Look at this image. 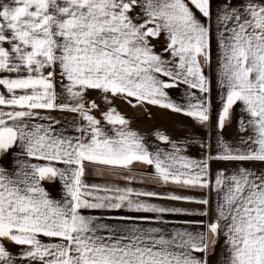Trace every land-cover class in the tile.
<instances>
[{"label": "snow or ice", "instance_id": "snow-or-ice-1", "mask_svg": "<svg viewBox=\"0 0 264 264\" xmlns=\"http://www.w3.org/2000/svg\"><path fill=\"white\" fill-rule=\"evenodd\" d=\"M214 76L216 127L232 124L240 102V140L200 161L159 131L171 150H150L113 105H154L207 126ZM181 85L187 104L167 92ZM0 86V264H264V169L211 173L213 161L264 165V0H0ZM90 91L103 107L86 99ZM53 112L71 114L75 134ZM135 164L153 170L141 179L215 192L214 207L207 197H161L211 211L210 222H197L205 231L116 233L87 215L125 205L187 214L140 200L156 192L84 182L88 165ZM57 181L59 200L45 186Z\"/></svg>", "mask_w": 264, "mask_h": 264}, {"label": "crops", "instance_id": "crops-1", "mask_svg": "<svg viewBox=\"0 0 264 264\" xmlns=\"http://www.w3.org/2000/svg\"><path fill=\"white\" fill-rule=\"evenodd\" d=\"M193 10L195 11V9ZM153 43L157 44V51H159V42L153 41ZM1 90H4L3 87ZM187 91L188 89L184 85H181L180 88L167 90L171 100L178 104L188 103V97L186 95ZM220 94L221 90L214 76L212 80L211 93L213 108L212 120L207 126L200 125L193 118L186 115L175 113L171 110L163 109L154 105L145 104L143 107L132 108L121 99H115L113 101V105L131 120V129L138 132L145 138V142L150 150H171L170 145H165L156 137L155 132L159 131L162 134L170 136L173 141H176L178 144L184 146L182 155L191 160L200 161L209 154H215L218 150L219 143H227L229 145L239 144L240 136L238 134L236 118L240 112V102H237L233 108L232 124L230 126H226L225 129L220 132L216 127V114L221 106L218 99ZM197 95L200 94L197 93ZM86 99L96 100L97 103L102 105V107L104 106L101 94L97 91H90ZM94 114L99 118V111H94ZM52 115H54L56 119L61 121V124L65 125L69 129V134H75L74 130L79 125L77 121L73 120L71 114L53 112ZM104 130L108 132L109 135L113 134L111 127L108 125H105ZM208 145H211L210 149L208 148ZM238 167L264 169V165L261 164L213 161L211 162V173L214 178L215 174L221 169L231 173ZM152 171L151 167L140 164L133 165L131 172L88 165L85 169L84 182L89 185L107 187L115 186L119 188L131 187L138 191L156 192L159 196L140 197V200L146 204L155 205L160 208L184 209L187 211V214L137 211L127 207V205L116 209L104 208L87 210L86 214L99 217L100 222L107 224L109 228L114 230L116 233L126 232L132 228H140L145 231L160 229L162 234L165 236H168L176 231L186 230L193 233L197 231H205L204 227L197 222H210L212 219L211 211L209 212L208 217H204L196 214L204 210V206L201 204L184 200L177 201L164 199L161 197H164L169 193L179 196L192 197L195 200L207 197L210 200V206L214 207L216 193H210L200 189H184L177 185H163L151 180L141 179L142 177L151 174ZM132 175H135L137 179L131 182L125 179V177H130ZM45 186L53 199L59 200L62 198L63 192L58 181L55 183L45 182ZM100 195H104V193L101 192ZM45 242H47L46 238ZM222 246L223 239L220 240L217 247V252L220 254L221 259L223 257V253L221 251ZM7 247L13 253L17 252V248L12 244H8Z\"/></svg>", "mask_w": 264, "mask_h": 264}, {"label": "rangeland", "instance_id": "rangeland-1", "mask_svg": "<svg viewBox=\"0 0 264 264\" xmlns=\"http://www.w3.org/2000/svg\"><path fill=\"white\" fill-rule=\"evenodd\" d=\"M2 86H0V91H4V90H1Z\"/></svg>", "mask_w": 264, "mask_h": 264}]
</instances>
